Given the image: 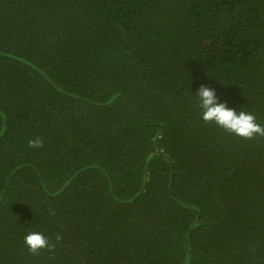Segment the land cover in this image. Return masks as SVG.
<instances>
[{
    "label": "trees",
    "instance_id": "trees-1",
    "mask_svg": "<svg viewBox=\"0 0 264 264\" xmlns=\"http://www.w3.org/2000/svg\"><path fill=\"white\" fill-rule=\"evenodd\" d=\"M201 85L264 124V0H0V264H264V140Z\"/></svg>",
    "mask_w": 264,
    "mask_h": 264
},
{
    "label": "clouds",
    "instance_id": "clouds-1",
    "mask_svg": "<svg viewBox=\"0 0 264 264\" xmlns=\"http://www.w3.org/2000/svg\"><path fill=\"white\" fill-rule=\"evenodd\" d=\"M195 100L200 109L201 120L205 124H212L223 132L244 141L264 140V124L259 123L254 112L228 108L225 103L218 101L213 89L201 85L195 94ZM28 147L39 149L43 147V140L36 136L28 140ZM54 210H49V217L55 216ZM64 237L57 233L53 240L40 232H28L23 238V244L29 254L38 255L42 250L54 253Z\"/></svg>",
    "mask_w": 264,
    "mask_h": 264
}]
</instances>
